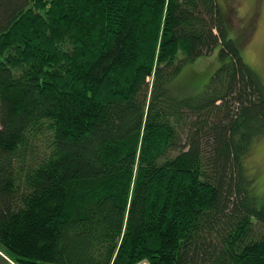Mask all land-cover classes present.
<instances>
[{
	"label": "trees",
	"instance_id": "trees-1",
	"mask_svg": "<svg viewBox=\"0 0 264 264\" xmlns=\"http://www.w3.org/2000/svg\"><path fill=\"white\" fill-rule=\"evenodd\" d=\"M231 29L220 0H0V257L264 264V82Z\"/></svg>",
	"mask_w": 264,
	"mask_h": 264
},
{
	"label": "rangeland",
	"instance_id": "rangeland-1",
	"mask_svg": "<svg viewBox=\"0 0 264 264\" xmlns=\"http://www.w3.org/2000/svg\"><path fill=\"white\" fill-rule=\"evenodd\" d=\"M230 20L231 36L241 44L243 57L257 70L264 82V0H220ZM219 47L212 54L202 55L186 63L170 83L177 96L202 90V86L220 65ZM245 167L252 178V188L264 199V137L257 139L245 159ZM9 260V259H8ZM0 257V264H14Z\"/></svg>",
	"mask_w": 264,
	"mask_h": 264
}]
</instances>
